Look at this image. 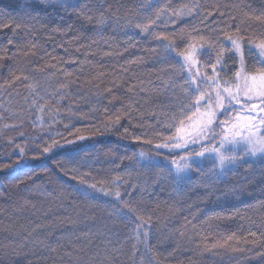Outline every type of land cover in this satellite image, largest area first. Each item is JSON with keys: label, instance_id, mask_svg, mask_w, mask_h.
I'll list each match as a JSON object with an SVG mask.
<instances>
[{"label": "trees", "instance_id": "16d2710c", "mask_svg": "<svg viewBox=\"0 0 264 264\" xmlns=\"http://www.w3.org/2000/svg\"><path fill=\"white\" fill-rule=\"evenodd\" d=\"M67 3L0 0V264H264V157L216 178L206 152L177 177L171 161L191 147H154L174 131L161 113L185 99L189 76L165 45L194 44L204 76L216 59L207 38L240 36L254 71L264 0ZM224 59L218 79L231 83L238 58ZM117 191L147 220L140 240V221L111 214Z\"/></svg>", "mask_w": 264, "mask_h": 264}, {"label": "snow or ice", "instance_id": "6c2138e0", "mask_svg": "<svg viewBox=\"0 0 264 264\" xmlns=\"http://www.w3.org/2000/svg\"><path fill=\"white\" fill-rule=\"evenodd\" d=\"M40 3L59 7L65 12L71 7L67 0H40ZM191 12L192 9H189L188 14ZM220 15L224 13L221 12ZM255 18L264 20V12ZM96 23L103 25L105 16L101 14L97 17ZM136 27L141 28L143 32L148 30V26L137 24ZM180 31L183 33L185 30ZM156 38L168 40L166 36ZM225 38L230 41L231 47L225 46L219 37L215 42L207 38L209 49L215 52L216 59L214 63L208 65L212 69L211 74L205 73L204 76H200L199 70L192 72L193 65L198 63L197 56L202 55L199 50L193 51L194 44H187L182 51L178 50L172 41L165 45L166 52H175L183 60L177 71L182 73L187 69L189 72V76L183 79V85L187 86L182 88L185 99L178 102V108L173 105L171 112L161 113L167 117L166 126L174 131L165 136L163 142L154 144L155 149H168L169 151L186 150L191 147L185 155L171 161L176 169L177 177L190 167V161L194 156L203 157L206 152L215 154L216 167L219 169L218 172L215 171V167L213 169L216 178L231 170L238 162L245 160V157L249 159L257 155L264 157V38H261L259 43L250 41L247 50V56L254 57V71H249L247 68L246 52L241 43L242 37L233 38L232 35L225 33ZM187 39L204 41L206 37L204 35L192 36L189 33ZM8 43L13 42L9 40ZM227 53L237 57L239 63V67L233 73L234 78L231 83L221 82L218 79L220 73L224 71L226 65L224 56ZM16 78L19 79V77ZM221 115L224 117L222 120L219 119ZM119 120L120 116H117L112 123L118 124ZM212 141H216L219 146L217 147ZM144 143L152 144L153 141L145 140ZM195 145H199V149L195 148ZM52 147L53 145H49L44 151L48 152ZM23 151L21 148V154ZM140 158L145 159L143 152L140 153ZM150 163L151 161L149 165ZM80 183L84 181L81 180ZM90 187L95 189L96 185L93 184ZM108 194L104 192V195ZM113 195L116 202L111 206V214L132 222L140 221L136 223L134 230L136 239L140 240V229L147 224V220L139 214L138 208L130 200L121 198L120 192L117 191ZM143 236L146 239L148 232H143ZM237 250L242 251V249H233V251Z\"/></svg>", "mask_w": 264, "mask_h": 264}, {"label": "rangeland", "instance_id": "374dc122", "mask_svg": "<svg viewBox=\"0 0 264 264\" xmlns=\"http://www.w3.org/2000/svg\"><path fill=\"white\" fill-rule=\"evenodd\" d=\"M195 65V64H194Z\"/></svg>", "mask_w": 264, "mask_h": 264}]
</instances>
